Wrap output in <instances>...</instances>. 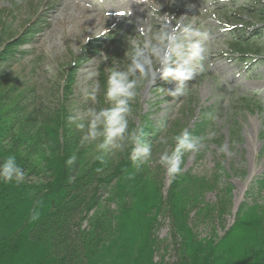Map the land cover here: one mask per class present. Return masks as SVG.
Here are the masks:
<instances>
[{
  "label": "trees",
  "instance_id": "trees-1",
  "mask_svg": "<svg viewBox=\"0 0 264 264\" xmlns=\"http://www.w3.org/2000/svg\"><path fill=\"white\" fill-rule=\"evenodd\" d=\"M40 7L37 0L30 4L34 19L41 17ZM239 8L264 23L262 3ZM7 22L0 17V67L26 55L38 26L45 24L41 19L37 25L28 23L13 41ZM244 39L233 38L232 59L261 53L251 38ZM86 47L98 54L101 41L93 39ZM86 60L77 57L62 73L61 96L56 86L45 90L12 69L0 71V264H264V178L251 183L235 223L219 236L216 225L224 228L233 209L228 180L232 174L245 179L246 171L234 163L228 169L225 161L217 162L208 176L180 167L170 172L165 191L157 159L170 150L173 160L185 162L206 138L212 120L205 115L194 128L181 130L180 123L159 127L150 115L136 123L121 114L119 132L110 143L109 126L116 115L109 102L120 92V83L102 67L96 76L98 135L90 141L86 122H73L69 99ZM47 94L57 101L51 103ZM241 101L263 111L257 97ZM230 122L236 143L241 140L239 124L236 117ZM261 139L264 143V132ZM138 145L142 153H137ZM212 190L216 202L207 204L203 196ZM162 216L170 220L172 262L157 259L171 247L157 235ZM194 219L208 220L213 233L202 238Z\"/></svg>",
  "mask_w": 264,
  "mask_h": 264
},
{
  "label": "rangeland",
  "instance_id": "rangeland-1",
  "mask_svg": "<svg viewBox=\"0 0 264 264\" xmlns=\"http://www.w3.org/2000/svg\"><path fill=\"white\" fill-rule=\"evenodd\" d=\"M37 1L41 17L34 19L30 10L34 0H0V17L7 19V27L15 35L13 41L22 36L28 23L37 25L40 19L45 20L31 46L25 48L27 54L18 55L6 67L1 65L0 71L12 69L16 76L22 74L45 90L56 86L61 96L62 73L77 57L87 56L69 99L73 122H86L90 141L98 135L96 76L102 67L112 71L120 83V92L109 102L116 115L109 126L110 143L119 132L121 114L136 123L150 115L159 127L166 122L180 123L181 130L194 128L207 115L212 120L208 134L192 148L185 162L173 160L170 150L162 151L157 159L164 172L165 191L170 172L180 167L208 176L217 162L225 161L228 169L234 163L240 172L246 171L245 179L232 174L228 180L233 185L232 213L225 218L224 228L216 225V232L223 236L235 223L251 183L264 178V23L239 8L255 0ZM256 1L264 6V0ZM258 33L262 38H256ZM239 35H244V40L251 38L250 44L261 53L247 55L246 60L232 59L230 44ZM174 38L177 40L171 47ZM93 39L101 41L98 54L86 47ZM47 96L51 103L57 101ZM252 97L261 101L263 111L242 105V99ZM234 117L241 135L236 143L231 136ZM143 151L138 145L137 153ZM216 199V190L203 196L207 204ZM194 221L202 238L213 233L208 220ZM170 230V220L162 216L157 235L171 247L160 251L157 259L164 256L166 262L175 259Z\"/></svg>",
  "mask_w": 264,
  "mask_h": 264
},
{
  "label": "bare ground",
  "instance_id": "bare-ground-1",
  "mask_svg": "<svg viewBox=\"0 0 264 264\" xmlns=\"http://www.w3.org/2000/svg\"><path fill=\"white\" fill-rule=\"evenodd\" d=\"M176 38H174V39H172V41H171V47H173V45H174V43L176 42ZM172 55H168V58H171L172 59V57H171Z\"/></svg>",
  "mask_w": 264,
  "mask_h": 264
}]
</instances>
